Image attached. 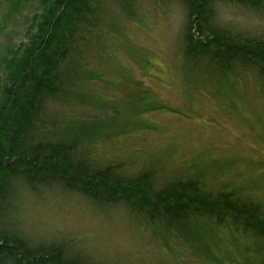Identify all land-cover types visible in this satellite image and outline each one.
<instances>
[{"label": "trees", "instance_id": "16d2710c", "mask_svg": "<svg viewBox=\"0 0 264 264\" xmlns=\"http://www.w3.org/2000/svg\"><path fill=\"white\" fill-rule=\"evenodd\" d=\"M144 2L181 5V52L196 82L234 112L237 100L248 102L244 85L254 82L264 97V35L222 23L225 5L264 17V0H0V38L8 33L9 42L0 58V264H102L72 238L34 242L18 230L21 196L45 192L121 208L166 248L175 243L203 264L234 256L264 264V200L251 181L235 183L218 165L167 173L162 162L131 170L103 161L115 137L99 128L105 96L93 85L106 82L105 51L140 21Z\"/></svg>", "mask_w": 264, "mask_h": 264}, {"label": "rangeland", "instance_id": "374dc122", "mask_svg": "<svg viewBox=\"0 0 264 264\" xmlns=\"http://www.w3.org/2000/svg\"><path fill=\"white\" fill-rule=\"evenodd\" d=\"M141 10L140 21L127 24L110 55L105 51V61H112L103 65L106 82L93 85L105 96L103 113L94 114L99 128L103 136L115 137L103 144V161L124 160L131 170L162 162L167 173L218 165L235 183L251 181V191L264 200V97L254 82L244 85L248 102L237 100L234 112L219 91L196 82L186 68L181 5L144 2ZM222 20L230 28L264 35V17L242 7L225 5ZM7 36L0 38V58ZM74 111L80 115L81 108ZM16 217L18 230L32 241L72 238L102 264H203L175 243L166 248L125 210H98L76 193L23 195ZM226 264L242 263L234 256Z\"/></svg>", "mask_w": 264, "mask_h": 264}]
</instances>
